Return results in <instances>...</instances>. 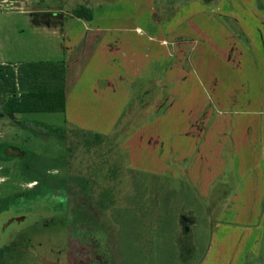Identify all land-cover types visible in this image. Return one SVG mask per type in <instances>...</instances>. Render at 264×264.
<instances>
[{"label": "rangeland", "instance_id": "rangeland-1", "mask_svg": "<svg viewBox=\"0 0 264 264\" xmlns=\"http://www.w3.org/2000/svg\"><path fill=\"white\" fill-rule=\"evenodd\" d=\"M80 5L92 21L72 17ZM136 29L144 44L153 38V56L134 45ZM30 61L64 62L71 89L79 77L119 69L153 67L155 76L122 82L128 92L115 83L82 89L64 113L0 114V225L24 216L2 227L0 264H208L217 220L209 173L197 175L202 187L189 174L210 154L211 115L219 144L249 146L264 134V0H0V65ZM224 148L215 185L228 180L234 190L239 166L254 156L246 162ZM251 150L263 159L264 145ZM31 154L50 175L84 179L90 198L72 191L25 201L36 186L24 178L34 173ZM105 192L110 209L100 211L94 202ZM225 212L240 224L219 223V233L264 234V204Z\"/></svg>", "mask_w": 264, "mask_h": 264}, {"label": "crops", "instance_id": "crops-1", "mask_svg": "<svg viewBox=\"0 0 264 264\" xmlns=\"http://www.w3.org/2000/svg\"><path fill=\"white\" fill-rule=\"evenodd\" d=\"M92 21V20H91ZM90 21H87L88 23ZM88 30V28H86ZM137 32V33H136ZM73 32H69L70 35H72ZM135 37H133L131 40H133L135 43L134 45H139L143 47L142 49L146 51V54L148 53L153 56L154 54V48L152 46L153 38L148 36L147 34L145 38L151 42L149 44V48L147 47V42H145L142 39L141 36H143L142 32L139 29H136L135 31ZM68 34V33H67ZM139 36H138V35ZM132 44V41H130ZM133 45V44H132ZM133 45V46H134ZM135 50L136 47L134 46ZM147 57V56H146ZM149 57V56H148ZM151 57V61H152ZM150 59V58H149ZM35 62V61H30ZM37 62H48V61H37ZM28 63V62H25ZM23 64V63H21ZM65 65V64H64ZM106 65V63H104ZM110 65V64H109ZM137 69L129 70V73H122V71L119 69L120 73L113 75V74H105V75H98L91 77V79H85L81 81V77L77 78V81L75 82V79H72L73 83L76 84L71 89L68 87V81L66 79V68H65V87L67 86V90L65 89V111L68 112L69 104L67 106L66 104V98L69 96L70 99L76 98L79 91L84 89H92L96 90L98 88H108V86H104L102 84L104 83H115L120 84V86H117L118 88L125 89L127 91V87L131 88L132 84L136 81H139V77L145 75H148V79L146 81H152L154 80V74H153V67L150 69L149 74L146 73L145 70L141 74H138L136 72ZM128 76H126V75ZM83 83V87L80 85ZM122 82H125L126 88L121 85ZM102 85V86H100ZM113 87V85H112ZM133 90V89H132ZM69 91V94L67 93ZM125 91V92H126ZM128 92V91H127ZM147 92V91H146ZM145 95V92L143 91ZM86 99V98H84ZM86 103V102H84ZM211 107H215L214 102L210 101ZM99 106V104H98ZM72 107H75V105L72 104ZM73 109V108H72ZM63 112V113H64ZM214 117L210 118V139H209V155L208 158L205 156L198 157L196 159V162H198L197 167H195L196 170H193L189 176L191 179H193V183H199V187L201 186L202 179L198 180L197 175H205V173H209V203H210V210L212 216L215 215L217 218L216 222L214 223L215 226L211 228L210 236H209V249L206 252V255L203 259L209 258L208 264H248L247 259L249 257L252 258H262L264 259V234H250V235H231L229 233L218 232L219 223L221 225H227V226H233V222L236 224H240V222H237L236 220H231L230 216L226 212L227 210H250V211H257L263 208L264 204V184H263V174H264V156L263 159L260 158V156H255V154H252L251 148L255 146L258 148V146L264 145V134H256L255 144H250L249 146L241 145L240 141L235 142V139L232 137L230 140L220 142L218 140H224V137L221 139L218 138L216 132L218 129V126L214 129V133L212 132V128L214 127ZM261 129V128H260ZM261 132V131H260ZM212 133V134H211ZM231 132H229L230 134ZM225 137L226 134L224 135ZM261 140V142H260ZM224 146L230 148V152L233 153L235 150L236 152L240 153V157H243L246 162H249L252 158L250 155L254 156V161L252 165L246 164L244 166H239L238 169V176L237 178V184L238 186H234L235 189L231 190L229 189L230 186L227 185L228 180H223L218 183V185H215V182L218 178H221V174L223 175V172L225 170V165H223L224 159L226 157H223L221 153L224 151ZM231 153V155H233ZM231 157V156H230ZM249 160V161H248ZM204 163V164H202ZM258 165V167H257ZM204 187V186H203ZM233 187V188H234ZM204 189V188H203ZM200 189V192L203 190ZM199 192V190H198ZM222 211V212H219ZM222 226V227H223ZM259 228V227H258ZM261 242L262 245L260 247L258 246V243ZM189 255V254H188ZM194 255V252L191 251V256ZM201 264H204V260L200 262Z\"/></svg>", "mask_w": 264, "mask_h": 264}, {"label": "trees", "instance_id": "trees-1", "mask_svg": "<svg viewBox=\"0 0 264 264\" xmlns=\"http://www.w3.org/2000/svg\"><path fill=\"white\" fill-rule=\"evenodd\" d=\"M72 17L92 20V11L80 5L72 11ZM65 111V66L64 62H28L13 65H0V114L14 117L16 115L31 113H63ZM64 138L65 133L59 134ZM91 135L93 141L99 142L101 137ZM12 155L25 157L23 152L12 151ZM28 165L34 173L25 176L28 183L35 182L36 186L25 196V201H31L37 195L52 194L56 196H69L72 191L81 193L90 198L87 182L84 179L71 181L50 175L45 167L46 159L31 154ZM50 168V167H49ZM53 168V167H52ZM40 169V171L38 170ZM46 196V195H45ZM107 193L100 194L94 202L96 209L109 211ZM113 215V213H111Z\"/></svg>", "mask_w": 264, "mask_h": 264}, {"label": "water", "instance_id": "water-1", "mask_svg": "<svg viewBox=\"0 0 264 264\" xmlns=\"http://www.w3.org/2000/svg\"><path fill=\"white\" fill-rule=\"evenodd\" d=\"M23 219H24V216L23 215H16V216L11 217L10 221L11 222L14 221V220L20 221V220H23ZM42 262H43V264H50V263H47V262H44V261H42Z\"/></svg>", "mask_w": 264, "mask_h": 264}, {"label": "flooded vegetation", "instance_id": "flooded-vegetation-1", "mask_svg": "<svg viewBox=\"0 0 264 264\" xmlns=\"http://www.w3.org/2000/svg\"><path fill=\"white\" fill-rule=\"evenodd\" d=\"M11 225V223H9V224H6V223H4V224H1L0 225V235L2 234V231H4V230H2V227L3 228H5V230L9 227ZM0 250H2V249H0Z\"/></svg>", "mask_w": 264, "mask_h": 264}]
</instances>
